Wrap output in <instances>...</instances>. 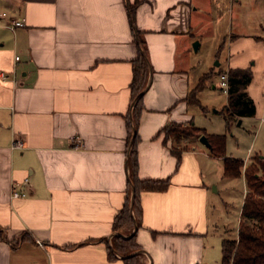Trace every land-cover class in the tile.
<instances>
[{
  "label": "crops",
  "instance_id": "obj_1",
  "mask_svg": "<svg viewBox=\"0 0 264 264\" xmlns=\"http://www.w3.org/2000/svg\"><path fill=\"white\" fill-rule=\"evenodd\" d=\"M257 5L264 12V2ZM241 8L242 0H0V264H124L118 254L110 259L108 246L130 187L135 29L151 66L137 129L139 176L171 178L166 191L142 194L137 240L146 264L216 261L210 242L223 221L216 183L234 178L201 135L182 143L177 167L162 131L173 123L200 128L185 98L221 62L192 75L191 40L229 11L233 26ZM14 19L25 25L12 30ZM229 45L226 69L252 70L264 31L235 34ZM220 70L209 82L221 90ZM257 90L253 72L255 116ZM15 140L24 148L14 149ZM26 178L28 197L13 199V183Z\"/></svg>",
  "mask_w": 264,
  "mask_h": 264
},
{
  "label": "trees",
  "instance_id": "obj_2",
  "mask_svg": "<svg viewBox=\"0 0 264 264\" xmlns=\"http://www.w3.org/2000/svg\"><path fill=\"white\" fill-rule=\"evenodd\" d=\"M136 5H131L130 13L134 15ZM138 47V56L133 60V80L131 83L133 111L127 119L129 138V170L130 187L127 190V198L122 210L113 221V236L108 246L110 259L116 255L121 256L124 264H146L143 248L137 240V232L141 227L139 214L141 211V197L144 192H164L170 184L171 178L163 180L141 179L139 176L138 144L140 141L137 132L140 114L143 110V95L151 66L147 47L141 39L138 30H134ZM224 71H219L223 74ZM230 90L228 104L226 106V119L232 121L237 118L254 116L256 105L248 93V86L252 82L253 72L250 68L229 69ZM209 75L205 74L199 84L191 89L185 101L189 106L202 107L197 94L205 88ZM203 108V107H202ZM135 129V133H134ZM164 143L172 141V152L177 157V167L181 163V157L186 146L181 143L194 136L206 135L212 145L211 154L224 159V176L238 178L245 176L247 193L242 207V218L238 228L237 239H224L222 242L221 264H264V157L257 156L245 166L243 159L228 157L225 152L226 142L224 135L208 134L203 129L193 124L183 125L173 123L165 127ZM132 139L134 141L132 142ZM16 246L19 241H13Z\"/></svg>",
  "mask_w": 264,
  "mask_h": 264
},
{
  "label": "rangeland",
  "instance_id": "obj_3",
  "mask_svg": "<svg viewBox=\"0 0 264 264\" xmlns=\"http://www.w3.org/2000/svg\"><path fill=\"white\" fill-rule=\"evenodd\" d=\"M257 1L242 0L241 11L238 12V17L234 18L233 26L229 11L226 16L222 15L221 20L218 21L214 29L207 27L199 33L196 39L191 40L190 59L196 66L192 75L201 69H206L211 63L216 64V62H221V65L219 67H213V70L208 74L209 77L206 80V85L216 68H221L224 73L229 75V69L226 68L231 36L238 33L258 36L263 34L264 12L262 9H259ZM259 2L263 3L264 0H259ZM221 13H224V6L221 8ZM238 22H241L239 25L242 26L240 31V26H237ZM197 42L200 44V47L195 50L194 44ZM254 54L255 58L251 59V63L254 62L252 70L254 75L256 73V86L258 89L257 93L259 94L257 99L260 106V115L237 118L228 122L226 119L228 94L219 88L214 89L210 82L205 91L197 94V98L200 100L203 108L199 105L190 106V111L194 115V122L197 126L205 129V132L209 134L225 136V152L228 157L249 159L248 162H250L252 157L264 156V49L260 51L255 50ZM240 120H242L241 124H239ZM183 142L176 143V145L182 146ZM216 172L217 167H212L210 178H214ZM217 182L216 186H219L220 189L219 193L215 194V198L218 200L217 210L222 213V220L229 227L228 230L224 231L223 221L218 224L215 236H213L210 242V258L212 262L216 260L211 264H221V245L223 238L236 239L238 236L239 212L247 188L243 176L232 180L225 179L224 181L219 179Z\"/></svg>",
  "mask_w": 264,
  "mask_h": 264
},
{
  "label": "built area",
  "instance_id": "obj_4",
  "mask_svg": "<svg viewBox=\"0 0 264 264\" xmlns=\"http://www.w3.org/2000/svg\"><path fill=\"white\" fill-rule=\"evenodd\" d=\"M3 15H6V13H3ZM25 25L24 19H14L10 22L9 28L12 30L18 28V27H23ZM17 60H19V57H16ZM2 78H6L7 76L2 73L1 74ZM220 81H219V86L223 92L226 94L229 93L230 90V83H229V75L227 73H223L220 75ZM14 149H23L24 148V142L21 140H15L13 142ZM32 189V183L29 180V178H26L22 182H14L12 185V191H11V197L13 199H23L28 197L29 191Z\"/></svg>",
  "mask_w": 264,
  "mask_h": 264
},
{
  "label": "water",
  "instance_id": "obj_5",
  "mask_svg": "<svg viewBox=\"0 0 264 264\" xmlns=\"http://www.w3.org/2000/svg\"><path fill=\"white\" fill-rule=\"evenodd\" d=\"M198 46H199V43L197 42V43H195L194 44V47H195V49L197 50V48H198ZM144 92V91H143ZM143 92L141 93V95L143 94ZM239 124H241V120L239 121ZM136 131H135V129H134V133H135ZM134 141V139H132V142ZM200 141L204 144V145H206L207 147H209L210 149L212 148V145H211V143H210V141H209V139H208V137L206 136V135H202V136H200Z\"/></svg>",
  "mask_w": 264,
  "mask_h": 264
}]
</instances>
